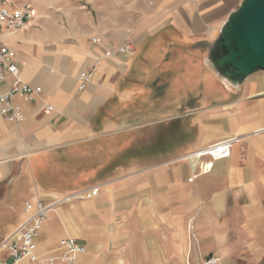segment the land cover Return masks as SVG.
Masks as SVG:
<instances>
[{"label":"crops","instance_id":"1","mask_svg":"<svg viewBox=\"0 0 264 264\" xmlns=\"http://www.w3.org/2000/svg\"><path fill=\"white\" fill-rule=\"evenodd\" d=\"M12 1L34 4L37 15L22 30L5 31L2 42L14 52L23 81L42 93L36 102L14 99L23 123L0 115V242L26 218L27 201L49 203L100 185L98 197L51 214L40 252L74 236L88 251L101 234L103 213L120 225L141 209L151 222L191 227L194 239L179 244L186 257L264 264V134H255L264 127V72L231 89L207 62L231 12L213 3L180 9L161 24L143 17L121 28L116 15L105 17L93 6L96 0ZM128 42L132 56L119 53ZM93 68L92 83L80 91V75ZM155 95L166 101L165 120L180 123L174 130L180 154L132 159L124 183L116 185L120 115L133 105L135 114L124 117L142 114L135 102ZM46 105L54 111L45 113ZM183 123L191 131L184 141ZM232 137L240 140L231 155L190 182L198 165L186 157ZM122 235L118 231L119 240Z\"/></svg>","mask_w":264,"mask_h":264},{"label":"rangeland","instance_id":"2","mask_svg":"<svg viewBox=\"0 0 264 264\" xmlns=\"http://www.w3.org/2000/svg\"><path fill=\"white\" fill-rule=\"evenodd\" d=\"M19 1L21 2V0ZM96 1H98L97 4L93 6L101 9L105 17L116 15L117 24L121 28L126 27L127 24L136 26L140 24L143 17L150 18V25L156 22L161 24L175 12H180V9L182 11L191 7L193 11H200L213 3H217L214 7L219 4L223 6V9L232 12L237 10L242 2V0ZM29 4L37 15L35 5ZM105 22L109 24L108 20ZM155 26H151L150 29ZM135 103L142 107L143 113L125 118L124 115L128 112L135 114L134 105L131 106L130 111L120 115L119 122L123 120L125 122V125H122L123 131L114 134V141L120 155V160L116 164L118 166L116 185L124 183L126 164L132 159L146 158L152 155H160L168 159L180 154V151L174 147L177 140L174 130L180 123L174 119L165 120L161 107L166 101L155 95L147 99L146 102L138 100ZM182 130L183 141L191 137L189 125L183 123ZM78 201L85 200H76L68 204ZM184 228L168 221L164 224H157V221L151 222L145 218L141 209L135 213L132 221L122 220L120 225H117L114 218H110L108 213H103L101 234L96 236V245L88 248L86 261L80 260V257L75 264H188L195 260L200 261L203 258L195 259L191 254L186 257L187 250L179 249V244L182 241H190L189 239L192 237L189 233L191 227L186 225L185 230ZM73 231L78 233L79 229L74 227ZM118 231L123 233L120 237L121 241L117 237ZM176 241H179L178 244ZM187 249H189V244Z\"/></svg>","mask_w":264,"mask_h":264},{"label":"built area","instance_id":"3","mask_svg":"<svg viewBox=\"0 0 264 264\" xmlns=\"http://www.w3.org/2000/svg\"><path fill=\"white\" fill-rule=\"evenodd\" d=\"M35 10L28 3L17 4L12 0H0V84H6L7 89L0 91V115L13 124H20L25 117L15 103L17 96L23 97L27 102H36L42 93L41 88H34L21 78V70L15 61V54L9 46L2 42L5 31L15 32L22 30L34 22ZM94 43L100 44L102 40L96 38ZM119 53L133 55L134 46L128 42L119 49ZM113 55L109 51L107 57ZM95 68L80 75L79 90H85L93 81ZM45 113L54 111V107L46 105ZM256 135L264 134V127L256 131ZM239 137H232L211 145L191 155L198 159L210 158L211 163H199L198 173L189 180L193 182L201 174L211 173L214 162L227 159L231 155L233 146L239 142ZM188 155L187 160L191 161ZM102 186L95 185L84 191L72 195L56 197L49 203L41 200L27 201L24 205L26 218L7 237L0 242V264H75L77 260L87 253V248L76 239L65 238L60 244L47 251L40 252L39 241L43 226L51 214L58 208L76 200L92 199L98 197ZM219 257L211 256L200 261L188 264H220Z\"/></svg>","mask_w":264,"mask_h":264},{"label":"water","instance_id":"4","mask_svg":"<svg viewBox=\"0 0 264 264\" xmlns=\"http://www.w3.org/2000/svg\"><path fill=\"white\" fill-rule=\"evenodd\" d=\"M207 62L231 89L264 72V0H242L229 14Z\"/></svg>","mask_w":264,"mask_h":264},{"label":"bare ground","instance_id":"5","mask_svg":"<svg viewBox=\"0 0 264 264\" xmlns=\"http://www.w3.org/2000/svg\"><path fill=\"white\" fill-rule=\"evenodd\" d=\"M189 158L191 159V161H194L196 163V165H198V163H200V159H198V156L190 155Z\"/></svg>","mask_w":264,"mask_h":264}]
</instances>
